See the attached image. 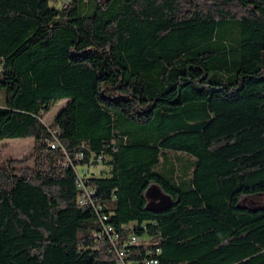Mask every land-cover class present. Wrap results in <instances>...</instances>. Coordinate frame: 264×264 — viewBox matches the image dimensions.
I'll list each match as a JSON object with an SVG mask.
<instances>
[{"label":"trees","instance_id":"trees-1","mask_svg":"<svg viewBox=\"0 0 264 264\" xmlns=\"http://www.w3.org/2000/svg\"><path fill=\"white\" fill-rule=\"evenodd\" d=\"M52 1L0 0V264H120L99 208L129 260L264 264V0Z\"/></svg>","mask_w":264,"mask_h":264},{"label":"rangeland","instance_id":"rangeland-1","mask_svg":"<svg viewBox=\"0 0 264 264\" xmlns=\"http://www.w3.org/2000/svg\"><path fill=\"white\" fill-rule=\"evenodd\" d=\"M70 2V0H54L50 2V6L55 8L56 10H61L67 6V4ZM6 101V93L3 88L0 87V106H2ZM69 99H62L56 103L54 108L47 114L45 118V123H50L51 121L54 120V118L58 115V113L61 111L62 108L66 106L68 103ZM34 150V139H4L0 141V166L3 164L4 161L7 160H12L13 165L15 167H19L25 164L31 165L33 163L32 159V153ZM170 156H174V152H169ZM171 165L170 163L166 164L167 167ZM189 167V163L186 162L183 168V172L187 171ZM159 166L156 167V170H159ZM101 169V175L107 174L108 173V167H97L95 173L100 171ZM99 174V173H98ZM158 190L157 187L154 185L151 187L147 195L150 198L156 199L158 196ZM163 197L160 198L161 201H165L168 196L162 195ZM260 197H258L259 199ZM130 226H133L130 224Z\"/></svg>","mask_w":264,"mask_h":264},{"label":"built area","instance_id":"built-area-1","mask_svg":"<svg viewBox=\"0 0 264 264\" xmlns=\"http://www.w3.org/2000/svg\"><path fill=\"white\" fill-rule=\"evenodd\" d=\"M53 147H55V145H53ZM99 161H101V158L99 159ZM101 164H98L97 166H84L82 168V170H80L79 172V177H78V181H79V185H83V177L86 176L87 174L89 175H97L99 173V171L97 173L96 169L97 167H101ZM79 170V169H78ZM85 187V185H83ZM95 193L94 189H86L85 188V192L79 197V202L81 204L84 203H88L91 200V196ZM101 208H99L98 210V216L100 217L101 222L104 224V230L105 232H107L110 235L114 250L116 252L117 255V262H119L120 264H159V260L155 257V254L150 250L147 252V256L144 257L142 260H129V255H128V247L134 245V244H139L140 242H142L141 238L138 236H131L130 238H128L127 240H122L121 236L118 233H113L114 232V228L110 225H108L107 223H105V221L108 220L109 215H107V213H104L103 211H101ZM156 254H160V248H157L156 250Z\"/></svg>","mask_w":264,"mask_h":264}]
</instances>
